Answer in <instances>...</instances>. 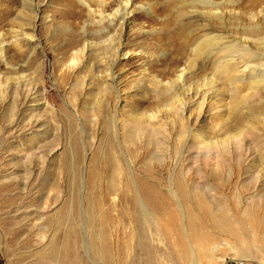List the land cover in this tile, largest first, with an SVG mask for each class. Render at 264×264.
I'll return each instance as SVG.
<instances>
[{
	"label": "rangeland",
	"instance_id": "rangeland-1",
	"mask_svg": "<svg viewBox=\"0 0 264 264\" xmlns=\"http://www.w3.org/2000/svg\"><path fill=\"white\" fill-rule=\"evenodd\" d=\"M108 1L99 19L79 0H0V264H264V88L240 104L250 85L216 75L197 122L195 97L152 135L142 114L214 74L205 23L196 0H131L121 26ZM220 1L209 31L239 36L251 0Z\"/></svg>",
	"mask_w": 264,
	"mask_h": 264
},
{
	"label": "bare ground",
	"instance_id": "bare-ground-1",
	"mask_svg": "<svg viewBox=\"0 0 264 264\" xmlns=\"http://www.w3.org/2000/svg\"><path fill=\"white\" fill-rule=\"evenodd\" d=\"M79 1L80 3L85 4L88 8L91 7V5L97 6L98 11H94V12L92 11V14L99 16V19L100 16H102L103 13L105 12L104 10L106 8H109L108 0H103L102 2H96L95 0H79ZM227 3L228 2L226 1H220V0H196L193 2L186 1L185 3L186 6L194 8V11L192 10V13L195 14V17L201 20L202 23H205L204 26L206 28V33L203 35L202 41L205 43L206 47H211L213 49L210 54L211 55L214 54L213 56L216 57L215 70H214V74L212 75L214 78L211 76V78H209L208 80L206 81L204 80L205 82L203 85L200 86L195 85V87L191 89L186 88L184 92H186L187 96L183 95L184 93L181 91L175 92L174 94H172L171 98L168 100L167 104L165 105V108H163L162 110L159 109L154 112L150 111L142 114L139 117V122L140 124L145 125V127H147L148 131H150L152 135L154 136L158 134L163 135L167 130L166 128L167 125L170 124L169 122H164L162 124L160 123L159 126L157 125L158 128L160 129L154 130L155 124H157V122L159 121L158 119L159 114L167 113L168 115L167 118H170L172 116L174 117L175 115V117L173 118L174 123H176V121L178 120L181 121L183 120L182 119L183 113L189 110V108H191V106L194 104L193 99L195 97H198V99H200L199 102H197V106H196L197 110L199 111V113L196 115L195 122H197L198 118L201 115L202 116L204 115L203 107L205 105V102L208 101L212 93L215 92L213 85L215 84L214 79L216 75L222 77V79L224 78L227 82H229L231 86L233 85L234 87L237 83L241 85L244 84L250 85L249 89L251 91V94H248L245 97H240L239 98L240 104H246L248 99H250V97L254 96L256 92L259 91L258 89L264 88V14L262 10L258 11L257 13L253 12L257 8H260L263 2L262 0H251L248 2L247 4L248 6L246 7H249L250 12H245V16H246L245 22H247V24L242 27H239L240 28L239 36H233L231 34L224 36L221 32L214 33L212 31H209L210 29H213L212 26H209L210 22L218 23L221 22L226 17L227 11L225 9L227 8ZM129 5H131V0H122L119 6L117 7V9L115 11L110 12L107 15V19H111V21L116 19L120 23V25L123 26L124 24H126L127 21L126 17L128 15ZM120 47L121 45L119 44V42L113 44L112 47H110L111 48L110 50H113V52L115 51V54L113 53V56L117 55ZM83 53L84 51L81 50L80 54ZM109 58H111V60L113 59L112 54L109 55ZM104 64L106 65V68L104 70L106 77H108L111 81L114 82L115 81L114 76L111 72L112 63L106 62ZM183 71L184 69L178 72L177 76H175V79L173 81L167 82V84H165L166 89L165 88L164 89L166 93H169L172 90V86L173 88H175L174 85L178 86V84L183 80L184 77ZM153 122H155V124ZM209 125H210V121H209ZM185 132L189 134L191 130L189 129ZM183 136H184V132L182 131L180 132L178 138L180 137L182 138ZM232 138L235 139L234 136ZM230 139L231 138H229V140ZM235 140H236L235 143L237 144L241 141L238 140V138ZM155 142L158 144V141ZM223 142L224 145H222V147L227 145L228 139H225ZM201 144L204 148L202 151L204 152L205 157H207L210 156V154H212L211 153L212 150L210 149L212 145L214 146L217 143L212 144L210 141L204 140ZM235 146L236 145H234V147ZM216 148L220 149L219 146H216ZM159 150L160 149H158V151ZM163 152H164V156L166 154L167 156L166 158H169L167 160H171L172 162V163L170 162L171 166L170 165L167 166L169 169V176L170 178H172L174 176L173 174L174 167H176L181 160L180 156H173L172 159H170L171 153L167 146L164 147ZM158 158H160L159 155ZM110 161L115 162L114 157L110 158ZM140 187H141L140 193L142 194V196L145 198L147 203L150 206H154L155 209L154 203L156 202V198L154 195V190L151 187H148L147 185L142 183H140ZM141 207L144 208L142 205ZM148 215L149 214H147L146 211H144V216L149 217ZM103 250H106L105 246L103 247Z\"/></svg>",
	"mask_w": 264,
	"mask_h": 264
},
{
	"label": "built area",
	"instance_id": "built-area-1",
	"mask_svg": "<svg viewBox=\"0 0 264 264\" xmlns=\"http://www.w3.org/2000/svg\"><path fill=\"white\" fill-rule=\"evenodd\" d=\"M238 264H243V263H238Z\"/></svg>",
	"mask_w": 264,
	"mask_h": 264
}]
</instances>
